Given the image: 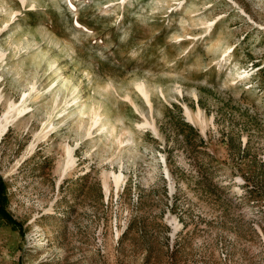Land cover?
Instances as JSON below:
<instances>
[{
  "label": "rangeland",
  "instance_id": "374dc122",
  "mask_svg": "<svg viewBox=\"0 0 264 264\" xmlns=\"http://www.w3.org/2000/svg\"><path fill=\"white\" fill-rule=\"evenodd\" d=\"M22 100L0 264H264V0H0Z\"/></svg>",
  "mask_w": 264,
  "mask_h": 264
},
{
  "label": "bare ground",
  "instance_id": "6f19581e",
  "mask_svg": "<svg viewBox=\"0 0 264 264\" xmlns=\"http://www.w3.org/2000/svg\"><path fill=\"white\" fill-rule=\"evenodd\" d=\"M236 70H239V68L236 67ZM144 89L145 88H143V90ZM71 93H72V97H73L72 100L73 101H76L77 99L80 100V97L77 95V93H78L77 88H73L72 91H71ZM24 102L25 101L22 100L19 104H16V102H14V101L9 103V109H8V111L5 112L3 114V116L0 118V139H1V136L7 131L10 122L13 120L12 115H11V110L16 109L19 113L22 112L26 108ZM78 108H79V110H83V108H84L83 101H79ZM188 112H189L190 116L193 117V114L191 113V111L188 110ZM197 114H198V116L201 119H203L202 118L201 109H199V111L197 112ZM100 118L102 119V121H104L102 123L103 129H107V128L109 129V127H112V125L110 124L109 121L107 122V121H105V119L103 120L102 114L100 112H95L93 114V119H94V121L96 123H97V121L100 120ZM66 150H67V153H66V157H65L64 163H65V166H71L74 163V157H73V154H72L73 153V148L68 146Z\"/></svg>",
  "mask_w": 264,
  "mask_h": 264
},
{
  "label": "trees",
  "instance_id": "16d2710c",
  "mask_svg": "<svg viewBox=\"0 0 264 264\" xmlns=\"http://www.w3.org/2000/svg\"><path fill=\"white\" fill-rule=\"evenodd\" d=\"M7 201V184L2 178H0V217L12 221L13 218L6 209Z\"/></svg>",
  "mask_w": 264,
  "mask_h": 264
}]
</instances>
